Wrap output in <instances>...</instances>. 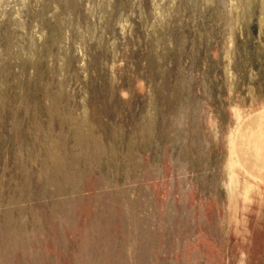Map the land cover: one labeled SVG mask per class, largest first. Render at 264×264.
I'll return each mask as SVG.
<instances>
[{
  "label": "rangeland",
  "instance_id": "1",
  "mask_svg": "<svg viewBox=\"0 0 264 264\" xmlns=\"http://www.w3.org/2000/svg\"><path fill=\"white\" fill-rule=\"evenodd\" d=\"M0 264H264V0H0Z\"/></svg>",
  "mask_w": 264,
  "mask_h": 264
}]
</instances>
